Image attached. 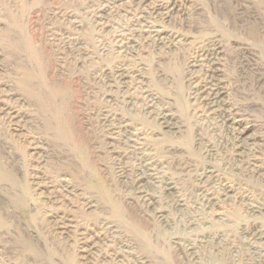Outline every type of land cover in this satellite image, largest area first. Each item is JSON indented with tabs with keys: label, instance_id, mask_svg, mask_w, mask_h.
<instances>
[{
	"label": "rangeland",
	"instance_id": "374dc122",
	"mask_svg": "<svg viewBox=\"0 0 264 264\" xmlns=\"http://www.w3.org/2000/svg\"><path fill=\"white\" fill-rule=\"evenodd\" d=\"M263 205L264 0H0V264H264Z\"/></svg>",
	"mask_w": 264,
	"mask_h": 264
},
{
	"label": "bare ground",
	"instance_id": "6f19581e",
	"mask_svg": "<svg viewBox=\"0 0 264 264\" xmlns=\"http://www.w3.org/2000/svg\"><path fill=\"white\" fill-rule=\"evenodd\" d=\"M152 4V3H151ZM156 6V5H155ZM168 6V5H167ZM166 6V7H167ZM141 7V6H140ZM165 7V6H164ZM155 9V8H154ZM164 9V8H163ZM143 12V11H142ZM138 13V12H137ZM162 13V12H161ZM152 14V13H151ZM125 16V15H124ZM157 16V15H156ZM165 16V15H164ZM152 17V16H151ZM135 19H136V17H135ZM137 20V19H136ZM149 22H151V21H149ZM147 23V22H146ZM144 25V24H143ZM151 27V26H150ZM133 29V28H132ZM120 30V29H119ZM124 30V29H123ZM126 30V29H125ZM131 30V29H130ZM138 30V29H137ZM136 30V31H137ZM140 30V29H139ZM146 30V29H145ZM148 30V29H147ZM122 31V30H121ZM155 31V30H154ZM161 31V30H160ZM123 32V31H122ZM133 32V31H132ZM146 32V31H145ZM121 33V32H120ZM127 33V32H126ZM133 34V33H132ZM154 34V33H153ZM152 34V35H153ZM141 35V34H140ZM159 35V34H158ZM134 36V35H133ZM143 36V35H142ZM177 36V35H176ZM127 37V36H126ZM131 37V36H130ZM140 37V36H139ZM139 37H138V39H139ZM152 37V36H151ZM120 38H122V37H120ZM137 38V37H136ZM154 38V37H153ZM166 38V37H165ZM128 39V38H127ZM132 39H133V37H132ZM137 39V40H138ZM141 39V38H140ZM143 39V38H142ZM121 40V39H120ZM123 40V39H122ZM144 40V39H143ZM157 40V39H156ZM173 40H175V39H173ZM167 41V40H166ZM116 42V41H115ZM120 42V41H119ZM136 42V41H135ZM168 42H170V41H168ZM123 43V42H122ZM148 43V42H147ZM160 43V42H159ZM166 43V42H165ZM126 44V43H125ZM170 44V43H169ZM154 45V44H153ZM118 46V45H117ZM109 47V46H108ZM163 47V46H162ZM162 47H161V49H162ZM103 51V50H102ZM122 52H123V50H121ZM133 51V50H132ZM140 51H141V49H140ZM143 51V50H142ZM120 52V51H119ZM129 52V51H128ZM150 52V51H149ZM126 53V52H125ZM86 54V53H85ZM88 54V53H87ZM91 57V56H90ZM126 57V56H125ZM92 58V57H91ZM124 59V58H123ZM122 59V60H123ZM204 60V59H203ZM202 60V61H203ZM123 61H125V60H123ZM213 61V60H212ZM195 63V62H194ZM121 64V63H120ZM214 64V63H213ZM124 65H125V63H124ZM195 65V64H194ZM211 66V65H210ZM120 67V66H119ZM118 67V68H119ZM129 67V66H128ZM107 68V67H106ZM117 68V67H116ZM126 68V67H125ZM136 68V67H135ZM208 68H210L209 66H208ZM213 68V67H212ZM115 69V68H114ZM113 69V70H114ZM118 70V69H117ZM135 70V69H134ZM137 70V69H136ZM106 71V70H105ZM125 70H122V69H120V71H118L119 73H120V76L121 77H124L125 76V72H124ZM217 72V71H216ZM79 73V72H78ZM106 73V72H105ZM111 73V72H110ZM112 74V73H111ZM116 74V73H115ZM130 74V73H129ZM139 74V73H138ZM215 74V73H214ZM136 75V74H135ZM141 75V74H140ZM107 76V75H106ZM119 76V77H120ZM193 76V75H192ZM212 76V75H211ZM110 77V76H109ZM115 77V76H114ZM130 77H131V75H130ZM111 78V77H110ZM113 78V77H112ZM132 78V77H131ZM217 78V77H216ZM114 79V78H113ZM121 79V78H120ZM133 79H134V77H133ZM213 79V78H212ZM116 81V80H115ZM114 81V82H115ZM120 81V80H119ZM130 81V80H129ZM139 81V80H138ZM132 82V81H131ZM131 82H130V84H131ZM136 82V81H135ZM140 82H142V81H140ZM126 83V82H125ZM142 83H144V82H142ZM107 84V83H106ZM111 85V84H110ZM113 85V84H112ZM116 85V84H115ZM131 85H133V84H131ZM142 85V84H141ZM216 85V84H215ZM123 86V85H122ZM125 86V85H124ZM128 86V85H127ZM138 88H142V87H138ZM145 88V87H144ZM214 88V87H213ZM217 88V87H216ZM133 89V88H132ZM135 89V88H134ZM140 90V89H139ZM142 90V89H141ZM203 90V89H202ZM208 90V89H207ZM129 91V90H128ZM127 91V92H128ZM134 91H136V90H134ZM126 92V93H127ZM133 92V91H132ZM143 92H145V90L143 91ZM142 92V93H143ZM147 92V91H146ZM203 92V91H202ZM209 93V92H208ZM212 93V92H211ZM90 94V93H89ZM88 94V95H89ZM128 94V93H127ZM134 94V93H133ZM210 94V93H209ZM153 95V94H152ZM145 96V95H144ZM206 96V95H205ZM128 97V96H127ZM138 97H140V96H138ZM141 97H143V96H141ZM146 97V96H145ZM126 98V97H125ZM140 99V98H139ZM146 99V98H145ZM149 99V98H148ZM152 99V98H151ZM219 99H220V92L218 91V90H215V91H213V102L214 103H218L219 102ZM126 100V99H125ZM130 102V101H129ZM135 102H138V101H135ZM148 102V101H147ZM128 104V103H127ZM135 104V103H134ZM199 104V103H198ZM219 104V103H218ZM205 105V104H204ZM208 105V104H207ZM206 105V106H207ZM211 105V104H210ZM134 106V105H133ZM151 106V105H150ZM202 106V105H201ZM132 107V106H131ZM146 107V106H145ZM155 107V106H154ZM130 108V107H129ZM135 108V107H134ZM218 108V107H217ZM101 110V109H100ZM134 110H136V109H134ZM217 110V109H216ZM102 111V110H101ZM211 111V110H210ZM140 112V111H139ZM211 112H213V111H211ZM111 113V112H110ZM161 113H162V111H161ZM164 113V112H163ZM160 114V113H159ZM156 115V114H155ZM112 116V115H111ZM115 116V115H114ZM92 117V116H91ZM117 117V116H116ZM163 117V116H162ZM165 117V116H164ZM173 118V117H172ZM112 120V119H111ZM99 121V120H98ZM97 121V122H98ZM165 123H167V122H165ZM227 123V122H226ZM103 124V123H102ZM118 125H119V123H118ZM123 125V124H122ZM129 125H131V124H129ZM108 126H110V125H108ZM161 126V125H160ZM164 126V125H163ZM167 126V125H166ZM110 128V127H109ZM121 128V127H120ZM162 128V127H161ZM172 128V127H171ZM111 129V128H110ZM122 129V128H121ZM170 129V128H169ZM106 130H107V128H106ZM105 131V130H104ZM103 131V132H104ZM118 132V131H117ZM121 132H123V131H121ZM136 132V131H135ZM234 132V131H233ZM110 133V132H109ZM108 134V133H107ZM124 134V133H123ZM131 134H133L132 133V131H131ZM109 135V134H108ZM132 136V135H131ZM109 137V136H108ZM111 137V136H110ZM128 137V136H127ZM236 137V136H235ZM115 138V137H114ZM236 139V138H235ZM239 139V138H238ZM121 140V139H120ZM125 140V139H124ZM118 141V140H117ZM136 141V140H135ZM141 141V140H140ZM248 141V140H247ZM108 142V141H107ZM112 142V141H111ZM122 142V141H121ZM128 142V141H127ZM126 143V142H125ZM139 144V143H138ZM107 145V144H106ZM108 147H110V146H108ZM2 148V147H1ZM118 148V147H117ZM125 149V148H124ZM111 150V149H110ZM118 150H119V148H118ZM122 150V149H121ZM244 150V149H243ZM103 151V150H102ZM247 151V150H246ZM10 152V151H9ZM110 152V151H109ZM112 152V151H111ZM236 152V151H235ZM251 153V152H250ZM136 154V153H135ZM236 155V154H235ZM111 157V156H110ZM113 157V156H112ZM139 157V156H138ZM235 157V156H234ZM120 158V157H119ZM118 158V159H119ZM133 158V157H132ZM117 159V158H116ZM136 159H137V157H136ZM135 159V160H136ZM240 159V158H239ZM12 161V160H11ZM120 161V160H119ZM124 161V160H123ZM9 163V162H8ZM113 163H114V161H113ZM136 163V162H135ZM139 163V162H138ZM146 164V163H145ZM232 164V163H231ZM235 164V163H234ZM135 165V164H134ZM155 166V165H154ZM262 166V165H261ZM233 167V166H232ZM145 168V167H144ZM237 168V167H236ZM247 168V167H246ZM141 169V168H140ZM123 170V169H122ZM169 170V169H168ZM145 171V170H144ZM143 171V172H144ZM143 172H142V174H143ZM206 172V171H205ZM133 173V172H132ZM128 174H130V173H128ZM136 174V173H135ZM131 175V174H130ZM147 175V174H146ZM211 175V174H210ZM124 176V175H123ZM136 176V175H135ZM145 176V175H144ZM134 177V176H133ZM137 177V176H136ZM208 178V177H207ZM138 179V178H137ZM209 179V178H208ZM142 180V179H141ZM159 180V179H158ZM124 181V180H123ZM131 181V180H130ZM133 181V180H132ZM67 182V181H66ZM146 182V181H145ZM168 182V181H167ZM202 182H203V180H202ZM131 183V182H130ZM133 183V182H132ZM131 183V184H132ZM53 184V183H52ZM203 184V183H202ZM122 185V184H121ZM206 185V184H205ZM127 186V185H126ZM167 186V185H166ZM6 188V187H5ZM169 188V187H168ZM173 189V188H172ZM163 191V190H162ZM63 192V191H62ZM74 192V191H73ZM157 193V192H156ZM227 193V192H226ZM224 194V193H223ZM158 195V194H157ZM166 195V194H165ZM229 195H231V194H229ZM214 196V195H213ZM139 197V196H138ZM164 197H166V196H164ZM170 198V197H169ZM201 198H203L202 196H201ZM205 198V197H204ZM61 199V198H60ZM143 199V198H142ZM165 199V198H164ZM217 199V198H216ZM222 199V198H221ZM224 199V198H223ZM145 200V199H144ZM233 200V199H232ZM148 201V200H147ZM168 201V200H167ZM179 201V200H178ZM254 201V200H253ZM252 201V202H253ZM159 202V201H158ZM169 202V201H168ZM176 202V201H175ZM204 202V201H203ZM216 202V201H215ZM225 202V201H224ZM147 203V202H146ZM223 203V202H222ZM250 203V202H249ZM182 204V203H181ZM204 205V204H203ZM207 205V204H206ZM210 205V204H209ZM212 205H213V203H212ZM215 205V204H214ZM249 205V204H248ZM264 206V205H263ZM172 208V207H171ZM184 208V207H183ZM197 208V207H196ZM249 208V207H248ZM201 209V208H200ZM145 210V209H144ZM205 211V210H204ZM179 212V211H178ZM181 212V211H180ZM179 212V213H180ZM220 212V211H219ZM171 213V212H170ZM226 213V212H225ZM162 214V213H161ZM167 215V214H166ZM164 216H165V214H164ZM167 216H169V215H167ZM212 216V215H211ZM163 218V217H162ZM184 218V217H183ZM225 218V217H224ZM175 219V218H174ZM216 219V218H215ZM178 221V220H177ZM181 222V221H180ZM166 224V223H165ZM168 224V223H167ZM198 224V223H197ZM71 225V224H70ZM170 225V224H169ZM191 225V224H190ZM65 226V225H64ZM56 227V226H55ZM69 227V226H68ZM171 227V226H170ZM179 226H177V228H178ZM172 228V227H171ZM69 229V228H68ZM175 229V228H174ZM194 229V228H193ZM200 229H201V227H200ZM199 230V229H198ZM181 231V230H180ZM200 231V230H199ZM206 231V230H205ZM66 232V231H65ZM249 232V231H248ZM254 232V231H253ZM244 235V234H243ZM246 235V234H245ZM250 235V234H249ZM260 236V235H259ZM189 237V236H188ZM188 237H186V238H188ZM207 237V236H206ZM215 237V236H214ZM246 237V236H245ZM183 238V237H182ZM208 238V237H207ZM247 238V237H246ZM184 239V238H183ZM194 239V238H193ZM209 239V238H208ZM214 239V238H213ZM212 239V240H213ZM190 240H192V239H190ZM248 240V239H247ZM251 240V239H250ZM184 241H186V239L184 240ZM252 241V240H251ZM254 241V240H253ZM209 242V241H208ZM219 242V241H218ZM217 242V243H218ZM177 243V242H176ZM180 243V242H179ZM216 243V244H217ZM262 243V242H261ZM187 244V243H186ZM195 244V243H194ZM208 245V244H207ZM251 245V244H250ZM224 246V245H223ZM237 246V245H236ZM228 247V246H227ZM176 248V247H175ZM196 248V247H195ZM202 248H200V250H201ZM213 249V248H212ZM218 249V248H217ZM224 249V248H223ZM228 249H229V247H228ZM199 250V251H200ZM203 250V249H202ZM231 251H232V249H231ZM227 252V251H226ZM236 252H238V251H236ZM220 253V252H219ZM205 254V253H204ZM214 254V253H213ZM232 254H234V253H232ZM237 254V253H236ZM207 255V254H206ZM218 255V254H217ZM222 255V254H221ZM231 255V254H230ZM242 255V254H241ZM251 255V254H250ZM190 256V255H189ZM191 256H192V254H191ZM199 257V256H198ZM219 257V256H218ZM235 257V256H234ZM205 258V257H204ZM3 259V258H2ZM141 259H142V257H141ZM190 259V258H189ZM192 259V258H191ZM202 259V258H201ZM230 259V258H229ZM194 260V259H193ZM144 261V260H143ZM187 262H190V261H187ZM195 262H198V261H195ZM252 262V261H251ZM233 263H235V262H233ZM142 264V263H141ZM189 264V263H188ZM254 264V263H253Z\"/></svg>",
	"mask_w": 264,
	"mask_h": 264
}]
</instances>
